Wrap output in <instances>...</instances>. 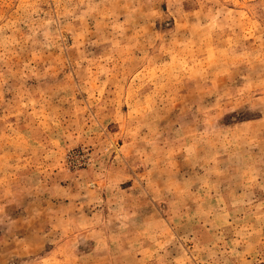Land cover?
<instances>
[{"label":"rangeland","instance_id":"rangeland-1","mask_svg":"<svg viewBox=\"0 0 264 264\" xmlns=\"http://www.w3.org/2000/svg\"><path fill=\"white\" fill-rule=\"evenodd\" d=\"M0 264H264V0H0Z\"/></svg>","mask_w":264,"mask_h":264}]
</instances>
